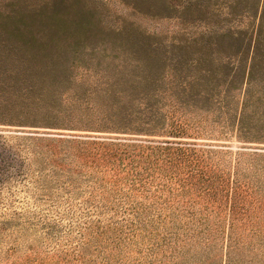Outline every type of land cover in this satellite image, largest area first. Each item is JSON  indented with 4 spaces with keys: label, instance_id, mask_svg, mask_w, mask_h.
Returning <instances> with one entry per match:
<instances>
[{
    "label": "trees",
    "instance_id": "1",
    "mask_svg": "<svg viewBox=\"0 0 264 264\" xmlns=\"http://www.w3.org/2000/svg\"><path fill=\"white\" fill-rule=\"evenodd\" d=\"M29 28L20 24L14 8L0 5V73L5 71L7 79L14 83H29L36 68L44 65L45 44L38 42L41 48H37L33 42L41 37V31ZM7 64L6 71L3 66ZM219 72L203 76L210 87L204 97L209 108L203 109L204 113L219 110L225 121L221 126L224 137L235 134L240 141L264 142V122L260 124L251 115V102L261 95L255 91L258 86L250 84L238 106L233 91L237 89L233 85L236 80L222 78ZM165 78L171 84L183 86L182 90L201 80L196 76L183 81L177 76ZM130 80L126 75L118 83L107 85L104 107L87 100L76 105V111L67 114L59 124L55 120L43 126L128 137L33 135L36 141L45 142L38 146L36 154L42 156L51 171H40V178L31 179L29 186L37 188L54 208L61 203L66 205L64 210H57L54 222L44 228L50 239L57 240L59 236L68 242L76 232L73 239L77 242L73 249L55 250L53 263L31 254L20 264H184L200 249L220 248L222 237L227 238L223 263L235 264V258L229 257L247 250L251 239L262 232L264 148L235 151L230 145L219 143L133 137L180 138L191 136V129L201 136L214 128L199 115L186 119L170 114L166 120L152 96L144 98L137 107L131 106L125 95L135 100L132 95L138 90L129 89L132 84L138 88L143 85L136 79L132 83ZM17 97L23 99L19 106L0 103V117L22 118L25 121L20 122L24 123L38 119L41 109L35 104L36 96L26 90V95ZM64 122L70 125L65 126ZM18 152L25 159L19 145ZM1 169L6 170L0 168V175L5 173ZM81 195L85 196L78 200ZM67 217L69 229L65 232L60 230V224ZM1 223L0 231H4L9 222Z\"/></svg>",
    "mask_w": 264,
    "mask_h": 264
},
{
    "label": "rangeland",
    "instance_id": "2",
    "mask_svg": "<svg viewBox=\"0 0 264 264\" xmlns=\"http://www.w3.org/2000/svg\"><path fill=\"white\" fill-rule=\"evenodd\" d=\"M0 3L17 11L20 24L40 30L41 37L33 42L37 48H41L38 42H44L46 47L42 53L44 65L36 68L29 83L22 80L14 83L7 79L5 71L0 73V103L19 106L23 99L17 96L26 95L27 90L36 96L35 104L41 109L37 112L41 113L39 118L28 123L20 122L25 121L22 118L0 117V168L6 169H1L5 173L0 175L3 193L0 226L2 221L9 222L0 231V264H20L31 254L53 263L55 250L76 246L77 239H73L76 232L68 242L59 236L57 240L50 239L44 228L54 222L57 210H64L66 205L61 203L54 208L37 188L29 186L31 179L40 178V171L42 174L45 169L46 173L51 171L42 156L36 154L38 146L45 142L36 141L33 135H105L43 126L55 120L59 124L67 114L76 111V105L87 100L104 107L107 85L118 83L126 75L132 79L130 83L136 79L144 87L132 84L129 90H138L132 95L135 100L125 95L131 106L137 107L144 98L152 96L166 120L170 114L186 119L199 115L214 128L201 136L191 129L188 131L191 136L180 138L133 137L219 143L230 145L235 151L264 148V142L240 141L235 134L224 137L221 126L225 121L219 110L211 114L203 111L209 108L204 97L207 88L210 89L203 76L220 71V77L236 80L233 85L237 89L233 91L238 106L250 84L258 86L255 91L261 95L251 102V115L263 124L264 0H0ZM169 75L182 81L192 76L201 80H196L195 85L185 82L187 89L182 90L183 86L167 81L165 77ZM54 115L58 119H46ZM33 124L39 127L30 126ZM105 136L128 137L117 133ZM18 145L25 159H21ZM13 166L15 169H11ZM84 196H78V200ZM69 221V217L65 218L60 230L68 232ZM226 239L220 238V248L198 250L184 264H224ZM251 240L247 250L229 260L235 258V264H264V226L259 236Z\"/></svg>",
    "mask_w": 264,
    "mask_h": 264
}]
</instances>
